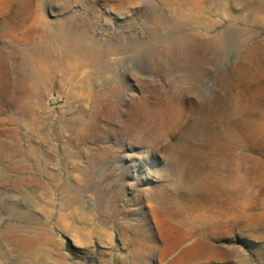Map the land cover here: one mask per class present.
<instances>
[{
	"label": "rangeland",
	"instance_id": "rangeland-1",
	"mask_svg": "<svg viewBox=\"0 0 264 264\" xmlns=\"http://www.w3.org/2000/svg\"><path fill=\"white\" fill-rule=\"evenodd\" d=\"M0 264H264V0H0Z\"/></svg>",
	"mask_w": 264,
	"mask_h": 264
}]
</instances>
